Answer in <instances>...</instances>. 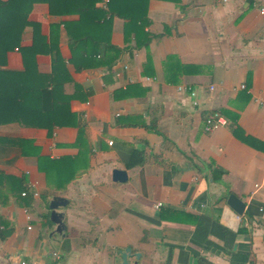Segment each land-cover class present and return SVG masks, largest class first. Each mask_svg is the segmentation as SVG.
I'll use <instances>...</instances> for the list:
<instances>
[{
	"label": "crops",
	"instance_id": "1",
	"mask_svg": "<svg viewBox=\"0 0 264 264\" xmlns=\"http://www.w3.org/2000/svg\"><path fill=\"white\" fill-rule=\"evenodd\" d=\"M33 1L0 73L64 59L74 117L0 124V264H264V0Z\"/></svg>",
	"mask_w": 264,
	"mask_h": 264
},
{
	"label": "trees",
	"instance_id": "2",
	"mask_svg": "<svg viewBox=\"0 0 264 264\" xmlns=\"http://www.w3.org/2000/svg\"><path fill=\"white\" fill-rule=\"evenodd\" d=\"M27 3L26 0L0 1V55L19 46L22 33L29 25L28 18L34 1ZM124 4L125 0H109L105 15L127 20L128 29L139 23L144 26L145 17L126 12ZM82 40L73 38V42H70L74 52ZM70 82L66 62L62 58L54 59L52 73L48 75L33 73L29 66L23 72L0 73V124L15 122L24 127L49 130L55 126L69 125L66 119L74 115L70 111L71 97L65 93V86ZM216 114L221 117L218 112L212 113ZM210 116L207 115V119ZM1 237L5 238L6 234H1Z\"/></svg>",
	"mask_w": 264,
	"mask_h": 264
},
{
	"label": "water",
	"instance_id": "3",
	"mask_svg": "<svg viewBox=\"0 0 264 264\" xmlns=\"http://www.w3.org/2000/svg\"><path fill=\"white\" fill-rule=\"evenodd\" d=\"M113 178L116 182H126L128 180V174L126 171L122 170H114ZM68 201L61 197H54L50 202L49 208L51 210V221L57 225L56 233L62 234L66 225L64 223V214L59 210L63 207H66ZM228 204L239 214H243L245 204L235 196H231ZM123 263L122 264H130L129 258L131 257V250L126 249L121 252Z\"/></svg>",
	"mask_w": 264,
	"mask_h": 264
},
{
	"label": "built area",
	"instance_id": "4",
	"mask_svg": "<svg viewBox=\"0 0 264 264\" xmlns=\"http://www.w3.org/2000/svg\"><path fill=\"white\" fill-rule=\"evenodd\" d=\"M224 1H227V0H224ZM104 3H105V5H107V4L109 3V0H104ZM262 14L264 15V10H262ZM180 90L183 91L184 89H183V88H180ZM211 90H214V87H211ZM191 96H192V97H195V96H196V93H195V92H192V93H191ZM194 105L197 106V105H198V102H195ZM221 124H225L224 121H223V119H222L220 116H218L217 114H216V115H212V116H210V117L208 118V120H207V127H206V129H207L208 131H210V130H212L214 127H216L217 125H221ZM112 144H113V143L110 142V145H112ZM22 195H23L24 197H26V196L28 195V193H27V192H24ZM34 196H35V197H38L39 194L35 192V193H34ZM161 206H163L162 203L157 204V208H160ZM18 264H27V263H26L25 261H22L21 263H18Z\"/></svg>",
	"mask_w": 264,
	"mask_h": 264
}]
</instances>
